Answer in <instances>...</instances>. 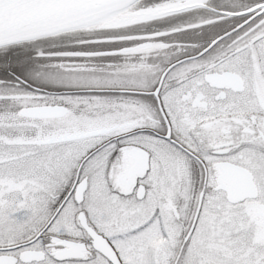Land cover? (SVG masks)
Instances as JSON below:
<instances>
[{
  "label": "snow or ice",
  "instance_id": "6c2138e0",
  "mask_svg": "<svg viewBox=\"0 0 264 264\" xmlns=\"http://www.w3.org/2000/svg\"><path fill=\"white\" fill-rule=\"evenodd\" d=\"M0 264H264V0H0Z\"/></svg>",
  "mask_w": 264,
  "mask_h": 264
}]
</instances>
